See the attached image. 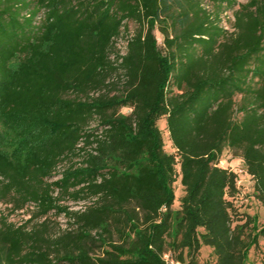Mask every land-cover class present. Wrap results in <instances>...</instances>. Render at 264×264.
Returning <instances> with one entry per match:
<instances>
[{"label": "trees", "instance_id": "1", "mask_svg": "<svg viewBox=\"0 0 264 264\" xmlns=\"http://www.w3.org/2000/svg\"><path fill=\"white\" fill-rule=\"evenodd\" d=\"M0 123L12 135L0 202L34 209L21 224L0 216V264H164L166 251L244 264L264 240L237 204L251 191L264 207V0H0ZM224 149L243 161L247 192L220 166ZM52 210L68 221L57 233Z\"/></svg>", "mask_w": 264, "mask_h": 264}, {"label": "rangeland", "instance_id": "2", "mask_svg": "<svg viewBox=\"0 0 264 264\" xmlns=\"http://www.w3.org/2000/svg\"><path fill=\"white\" fill-rule=\"evenodd\" d=\"M241 1H244V0H241ZM208 6L209 4L207 5V7ZM232 22H233L232 10H224L221 13V26H223L226 30H228V32H232L233 31V28L231 25ZM137 28L138 26L135 22L130 21L127 23V28L122 29V32L120 33V35L118 36V38L116 39L114 43V48L112 49L110 53L111 59L115 58V54L117 52H119V54L124 53L126 39L135 30H137ZM154 34L157 39L158 48L161 51H163L164 47L162 44V35L157 29L154 30ZM19 59L20 57H17L14 60L13 64H16ZM109 80L111 81L113 80L114 82H116L115 87H111L109 89L111 90L109 91L110 95L115 94L119 90H121V85H122L121 83L123 81V77H122V72L120 70L112 73ZM239 101H240L239 96H236L235 102L238 104ZM128 111H129L128 108L121 109V112L123 113H127ZM94 123L95 121H92L90 126H93ZM158 125L162 133L165 151L173 152L174 149L171 145V141L169 140L168 132L165 127L164 120L161 119L158 122ZM11 138H12L11 132L9 130H6L0 123V148L2 150L9 151L11 149L10 143H9ZM73 160L79 161L80 159L74 158ZM220 161H221L219 163L220 166H223L225 168H230V166H240L241 164L238 158L234 157L228 149L223 150L221 157H220ZM62 165L63 163L60 165V167H62ZM245 183L247 182L245 181ZM174 188H175L176 200L174 201L173 208H176L178 204L177 198L182 194V187L179 183V180H177L174 183ZM240 188L244 189L246 192L250 189L249 185L247 184L244 186L243 185L240 186ZM61 203L65 204L70 209L75 210V209L82 208L85 205H88L89 201L73 202L71 200H68V198H65L63 201H61ZM237 204L239 205L238 207L239 212H245L247 214L254 215L257 218L259 223L264 222V207L253 197L251 191H248L247 194L243 195L242 199H238ZM32 210H34L33 206L30 205V206L25 207L22 210L12 212L10 211V205L0 202V216H5L8 221H11L15 224H21L25 220H27L30 217ZM46 218L48 220V225H49L48 230L50 233H57L60 229H64L67 226L66 224L68 221L62 213L58 214L54 210H52L48 213ZM42 219L44 218H41L39 220H34L33 222H31L29 226H31L33 223L35 224L38 221H41ZM208 254H210L208 248H205V247L201 248V251L198 254V260L203 261L208 257L209 261H211L212 257L211 255H208ZM262 262H264V240L260 239L258 246L255 248L252 247L248 251L244 264H261Z\"/></svg>", "mask_w": 264, "mask_h": 264}, {"label": "built area", "instance_id": "3", "mask_svg": "<svg viewBox=\"0 0 264 264\" xmlns=\"http://www.w3.org/2000/svg\"><path fill=\"white\" fill-rule=\"evenodd\" d=\"M238 160L241 162L240 166H230L229 169L232 170L236 174V184L238 187H240L242 185L244 186L246 184L249 185L250 184V179H249L250 176L246 172V170L243 166V161L240 158H238ZM245 181L247 183H245ZM161 258H162L164 264H195V263L189 262L188 260L181 261L179 259H176L170 251L163 252L161 255ZM212 264H214V263H212Z\"/></svg>", "mask_w": 264, "mask_h": 264}]
</instances>
